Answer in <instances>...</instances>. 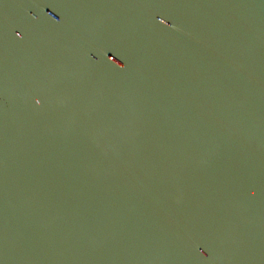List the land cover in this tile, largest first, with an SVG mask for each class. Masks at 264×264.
<instances>
[{
  "label": "water",
  "instance_id": "obj_1",
  "mask_svg": "<svg viewBox=\"0 0 264 264\" xmlns=\"http://www.w3.org/2000/svg\"><path fill=\"white\" fill-rule=\"evenodd\" d=\"M0 264H264V0H0Z\"/></svg>",
  "mask_w": 264,
  "mask_h": 264
}]
</instances>
